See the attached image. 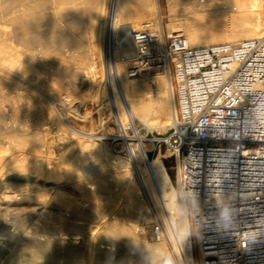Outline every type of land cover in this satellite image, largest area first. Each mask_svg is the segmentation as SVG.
<instances>
[{"label": "bare ground", "instance_id": "1", "mask_svg": "<svg viewBox=\"0 0 264 264\" xmlns=\"http://www.w3.org/2000/svg\"><path fill=\"white\" fill-rule=\"evenodd\" d=\"M61 1L70 7L58 11L52 8L53 0H0V264H58L56 254H64L66 264L84 259L88 264H174V256L178 264H195L187 200L180 195V185L179 191L172 186L162 161L166 156L159 152L148 161L146 139L134 124L137 119L150 130L169 129L174 117L169 77L164 71L128 76L135 52L129 31H141L145 25L154 32L166 27L169 35L183 34L192 47L237 43L264 35V0H166V26L161 0ZM70 45L84 47V68L62 57ZM46 60L56 64L58 77L70 78L60 89L101 107L113 105L121 129L134 133L127 145L133 166L126 161L124 170L125 165L101 161V172L86 182L90 173L82 176L79 163L60 160L66 143L56 125L77 136L81 145L83 138L94 136L75 129L54 108L59 88L50 84L52 74L35 68ZM104 73L111 93L102 82ZM85 82L82 92L78 84ZM47 184L54 188L46 189ZM192 207L197 226L198 203L193 201ZM15 214L32 217L29 232L18 230L10 218ZM42 215L63 223L69 232L44 239L38 219ZM81 216L88 220L80 222ZM156 219L165 230L163 241H155L151 230L146 236L136 234L140 222L150 225ZM101 229L104 237H95L100 245L90 248L96 240L91 232ZM199 260L212 264L202 252Z\"/></svg>", "mask_w": 264, "mask_h": 264}, {"label": "built area", "instance_id": "2", "mask_svg": "<svg viewBox=\"0 0 264 264\" xmlns=\"http://www.w3.org/2000/svg\"><path fill=\"white\" fill-rule=\"evenodd\" d=\"M129 37L128 76L155 69L169 77L172 124L146 140L179 160L181 195L199 206V254L212 264H264V35L192 47L182 34L145 25ZM120 134L134 138L130 129ZM149 230L163 241L158 219L140 222L136 234Z\"/></svg>", "mask_w": 264, "mask_h": 264}, {"label": "rangeland", "instance_id": "3", "mask_svg": "<svg viewBox=\"0 0 264 264\" xmlns=\"http://www.w3.org/2000/svg\"><path fill=\"white\" fill-rule=\"evenodd\" d=\"M53 1L56 4H53L52 8H56L57 7L58 11L60 9H62L63 7L67 6V8H68L71 5V4H66L65 5V4L62 3L61 0H56V1L53 0ZM58 1H60V2H58ZM75 1L78 3L80 0H78V1L75 0ZM75 1H74V3H76ZM161 7H162V13H163V16H164V23H165V26H166V24L168 22V18H167L168 17V7H167L166 0H161ZM110 8H111V6H110ZM206 14H209V13L206 12ZM208 16H210V18H211V16H214V15H208ZM165 32L168 34V30H167L166 27H165ZM67 47H68V49H67ZM67 47L63 49V55L64 56L62 55V57L65 58L64 60L68 64H69V62L74 61V62H76L79 65V67H81V68L83 67L84 68L88 64V59L86 57L84 58V55H85L84 54V52H85L84 47H81V46L79 47L77 45H70V46H67ZM18 48L23 49V47H21V46H19ZM39 50H40V48H39ZM42 54L43 53H40V55H42ZM72 57H73V59H72ZM69 58H71V59H69ZM95 63H96V61H95ZM39 67H41V68H39ZM35 68L37 70H39L40 72L52 74V76H50V79H51L50 84H52L55 87L59 88V86H61L63 84L66 85L67 82H69L70 78L67 77V76L61 75V76L58 77L57 66L52 61L50 63V61L46 60L43 65H38V64L35 65ZM149 72H151L152 74H161L162 73V71L155 70V69L151 70ZM97 75H99L97 77H100V73H97ZM108 76H109L108 74L104 73L102 75V82L105 81L104 82V87L107 88V92L111 93L109 91L108 87H106V86L109 85V80H108L109 78H107ZM60 77H61V79H60ZM80 77H81L80 75L77 76L78 80L76 82L80 83V79H79ZM86 83L87 82H85L83 85L78 84V86H79V88H81L82 92L86 90V87H84V85H86ZM47 84H49V82H47ZM164 85H165V82L163 83V87H164ZM56 91H57V100H58L59 103L57 102L56 105L54 106V108L57 111H59L63 116L68 117V120H69L70 124L75 129H77L78 131L87 133V134H93V136H94L93 138H90V140H89V138H83V140H85V142L83 141V145L84 144L86 145V146L85 145L83 146V145H81L82 141L79 140L77 136L67 134L66 130H64L63 128L61 129V127L56 125V127L58 129V134L57 135L64 142V144L68 143L67 145L65 144V148H64V150L62 152L63 154L60 157V160H63V163H65V161H68V162H66V164H76V163L78 164L79 163L76 166L79 169V171H80L79 173L82 176L86 177V176H88V173H90L89 174L90 176L87 177L86 182H92L91 181L92 180L91 177L94 176L95 174L101 172V170H100L101 168H99L101 166V161L107 160L112 166H119L120 167L122 165H125V166H122L124 170H125V168L127 166V162L128 161H129L128 164L130 166H133L132 153L127 148V145H128V143H130V141L124 140V138L121 136V134H120V125H119V123H120L119 122V117H118V115H116L117 111H116V109H114V107H113V105L111 103L101 107L95 102L92 104L91 101L88 102V99H83L82 97L77 96L71 90L67 91V89H60L59 88V89H56ZM67 95L70 96V97L68 98ZM100 108H103V109L101 110ZM134 124H135L136 129L139 131L140 135L142 137H144L145 139L146 138L150 139V138L153 137L152 135H157L158 133H160L156 129H153V130L148 129L141 121H139L137 119H134ZM59 134H61V135H59ZM161 134L162 133H160L159 135H161ZM75 140H77V141H75ZM87 141H89V142L91 141L92 143L91 142L89 143ZM76 142H77V144H76ZM93 142L98 144V148H96L94 146ZM146 142H147V140H146ZM92 144H93V146H90ZM99 145L102 147V149H101V147ZM146 147H147L148 150L153 149L152 152H150L149 155H148V161L153 160L157 156V154L159 152H162L163 155L166 156V158H164L162 161H163V163L165 165V168H166V171L168 173L169 179H170V181L172 183V186H174L175 190L179 191V181H178V178H177V164H176L175 157L172 156V151L169 148H167L166 146H164V145L161 146L160 148H158L157 146H153L149 141L146 143ZM68 148H69V150H68ZM78 149H79V151H78ZM70 150H73V151H70ZM102 151H104V152H102ZM77 152L78 153L81 152V153L78 154ZM75 158H76V160H78L77 162H76ZM118 162H120V163H118ZM83 164L86 165V166H84ZM118 164H120V165H118ZM64 165L65 164H63V166ZM141 165L143 167H145L144 164H141ZM90 169H92L93 172L89 171ZM85 171H87V172H85ZM134 180H135L136 184L140 187L141 184H140V181H139V178H138L137 174L134 175ZM47 185H49V186L47 188L45 186L46 189L54 188L53 184H52L53 187L50 184H47ZM117 189L118 188H116L115 190H117ZM180 195H181V192H180ZM118 202L121 203L122 199H119ZM187 203H188L189 208H190L189 209V211H190V220H191L190 223H191V234H192V244H193V252H194V258H195V264H201V261L199 260V250H198V244H197V230H196V225H195L194 209H193V207H192L190 202L187 201ZM18 215L21 216V217H18L15 214V215H13V217L10 216V218L15 222L18 230L22 229L23 232H25V233L29 232L30 231V227H31L30 225H31V222H32L30 219L32 217L30 216L31 217L30 218L29 215H26V214H18ZM23 215L25 217H27V218H25ZM42 216H44V217L41 219ZM42 216H39L38 219H40L41 222H43V224L40 222V220H38V222H40V224H42V229L44 228L43 230L41 229L42 237L45 235L43 237L44 239L53 240L54 238H57L61 233L69 232L68 228L66 229L65 228L66 226H63V223H59L58 224V221L53 220L50 216H47V215H42ZM14 218H16V219L14 220ZM28 218H29V220L31 222L28 220ZM80 218L82 219L80 222H83L84 220L85 221L88 220L87 217H82L81 216ZM51 219H52V222H51ZM34 221H36V219ZM55 221L57 222L58 225L55 223ZM29 223H30V225L28 226L27 224H29ZM54 223H55V227H54ZM60 224L62 225V227H59V226H61ZM50 225H51V227H50ZM92 225H94V224H92ZM25 226H26V228H25ZM27 226H28V230H27ZM23 228H25V230ZM52 228H55V229L53 230ZM101 231H102V229L99 230L98 234L95 231H94L95 233L91 232V234H94V235H92V237L93 238H95V237L98 238V236H101V235L104 237V233H102ZM99 234H101V235H99ZM97 238H95L96 240L92 244L93 247L91 246L90 248H94L95 249V247L100 245L99 241L97 240ZM99 238H101V237H99ZM101 245H103V244H101ZM50 248H54V247L51 246ZM53 259H56L55 263L66 264L65 263L66 259L64 257V254H62V255L56 254L55 258H53ZM173 262H174V264H178L177 258L175 256L173 257ZM44 264H53V263L45 262ZM74 264H88V262H87L86 259H84V260L81 261V263L79 262V263H74ZM121 264H125V263H121ZM126 264H129V263H126Z\"/></svg>", "mask_w": 264, "mask_h": 264}]
</instances>
